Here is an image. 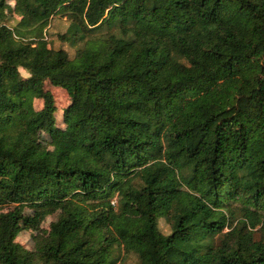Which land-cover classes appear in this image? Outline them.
Returning <instances> with one entry per match:
<instances>
[{
    "label": "trees",
    "instance_id": "trees-1",
    "mask_svg": "<svg viewBox=\"0 0 264 264\" xmlns=\"http://www.w3.org/2000/svg\"><path fill=\"white\" fill-rule=\"evenodd\" d=\"M14 2L0 264H264V0ZM57 16L73 56L44 38ZM46 81L70 98L61 126Z\"/></svg>",
    "mask_w": 264,
    "mask_h": 264
},
{
    "label": "rangeland",
    "instance_id": "rangeland-1",
    "mask_svg": "<svg viewBox=\"0 0 264 264\" xmlns=\"http://www.w3.org/2000/svg\"><path fill=\"white\" fill-rule=\"evenodd\" d=\"M14 4H15L14 0H7L6 6L3 9L4 16L8 18L7 22L11 25H14L17 18H19L18 15L14 11ZM54 19L55 20H53L50 23V26H48L47 28V32L44 35L45 40L48 42V45L51 47L56 48L59 46H63L64 48L68 50L69 54L73 56L72 49H70L67 46V44L60 43L57 37L55 36V33L60 32V30L66 27L68 22L65 19L61 18L60 16H57ZM48 33L51 35L49 36ZM20 72L24 76L27 75V73L23 69H20ZM45 88L49 90L54 97L55 107H56L55 115H56L58 125L61 126L63 124L62 110L69 105L70 98L67 92L63 88L53 86L48 81L45 82ZM39 142L43 148L51 147V143H49L48 141H45V138L41 135L39 136ZM23 212L25 214H29L31 213V209L27 207L23 209ZM58 213L59 211L50 212L46 214V216L44 217V219L38 226L22 230L16 238L17 241L20 242L25 247H27L28 249L33 250L35 247L34 236L37 234L42 235V236L46 235L48 233L50 223L57 219ZM159 226L163 233L169 232L168 225L165 224L163 221L159 223ZM133 263H134V258L132 256L127 257V259L125 260V264H133Z\"/></svg>",
    "mask_w": 264,
    "mask_h": 264
},
{
    "label": "built area",
    "instance_id": "built-area-1",
    "mask_svg": "<svg viewBox=\"0 0 264 264\" xmlns=\"http://www.w3.org/2000/svg\"><path fill=\"white\" fill-rule=\"evenodd\" d=\"M111 204H112V205H115V200H112V201H111Z\"/></svg>",
    "mask_w": 264,
    "mask_h": 264
}]
</instances>
